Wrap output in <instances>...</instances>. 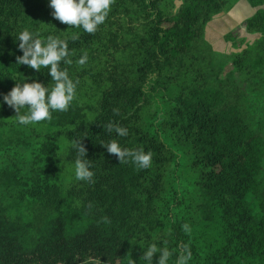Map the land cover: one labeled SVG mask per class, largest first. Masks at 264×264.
Wrapping results in <instances>:
<instances>
[{"label": "trees", "instance_id": "obj_1", "mask_svg": "<svg viewBox=\"0 0 264 264\" xmlns=\"http://www.w3.org/2000/svg\"><path fill=\"white\" fill-rule=\"evenodd\" d=\"M246 1L254 11L244 20L245 35H225L237 51L224 71L205 31L229 0H114L94 34L55 19L50 0H0V102L17 82L53 83L47 68L16 64L23 55L16 36L24 29L67 40L73 63L61 68L79 81L69 110L41 121L59 126L63 156L44 140L27 143L30 157L0 173V264H147L144 250L164 241L168 264H175L181 240L192 251L188 264H264V132L238 83L239 76L264 82V0ZM170 86L176 89L162 100L163 116L145 120L153 97ZM0 112L16 114L6 103ZM110 121L128 135L105 131ZM161 129L188 147L195 176L185 193L174 183V176L182 181L180 162ZM82 138L94 182L73 178L63 186L57 176L65 160L75 163L73 142ZM111 139L150 151L151 167L120 163L101 144Z\"/></svg>", "mask_w": 264, "mask_h": 264}, {"label": "clouds", "instance_id": "obj_2", "mask_svg": "<svg viewBox=\"0 0 264 264\" xmlns=\"http://www.w3.org/2000/svg\"><path fill=\"white\" fill-rule=\"evenodd\" d=\"M114 0H50V8L55 19L69 28H82L89 34H94L98 26L103 24L111 10ZM18 47L23 55L17 56L16 64L27 65L34 70L47 68L53 81L51 87L46 86L40 81L23 83L17 82L15 86L3 96V102L15 110V118L21 125L35 124L45 120L52 119L53 112H66L76 97V89L79 81H73L70 78L67 68H61V63L71 65L73 60L70 58L68 42L58 36L47 35L41 38L40 33H33L24 29L17 36ZM72 40L79 39L78 33H73ZM88 53L76 61L80 66L87 63ZM150 81L144 85L147 91ZM22 109L26 111L22 112ZM118 114L119 110L114 109ZM108 133L115 132L120 137L128 135L127 128L119 123L110 121L103 124ZM82 139L75 140L73 147L76 149L77 158L75 160V178L79 181L94 182V172L91 171V161L86 159L88 149L82 143ZM107 152L118 157L120 163H132L137 169H147L151 167L152 153L146 152L140 148H122L116 139L102 142ZM107 222V218H104ZM186 234L191 233V227L188 223L182 225ZM163 242V246H158L153 242L144 250L140 259L153 264L155 254L159 253L155 264H168L172 253ZM192 259L190 245L181 243L178 247V256L175 264H188ZM128 264H136L134 259L129 260Z\"/></svg>", "mask_w": 264, "mask_h": 264}, {"label": "rangeland", "instance_id": "obj_3", "mask_svg": "<svg viewBox=\"0 0 264 264\" xmlns=\"http://www.w3.org/2000/svg\"><path fill=\"white\" fill-rule=\"evenodd\" d=\"M180 2L181 0H176L177 5H179ZM228 7V10L214 16L212 20L208 22L205 31V40L210 45L211 49L217 52L218 58L221 60L224 67V71L229 69L230 55L237 51L235 45L232 43L234 41L230 40L227 42L224 39L225 35L228 32L245 35L244 20L254 11L246 0H229ZM248 38L251 44L250 48L257 51V41H251L254 38L252 36H248ZM239 77L240 81H238V83L247 91V97L244 103L250 106L254 114L253 118L256 121H261L259 123L260 131L264 132V82L255 83L257 78H253L254 82L252 83H250V80L243 82V76ZM255 85L258 86V88L252 90V87ZM175 89V86H170L168 89L161 90L153 97L151 105L144 110L145 120L150 122L154 117L157 119V122L160 120L166 106L165 101L162 100L166 99ZM157 122L154 123L155 126ZM149 127L155 128L152 124H150ZM58 129L59 126L41 122L21 125L14 116L0 112V173L3 167L8 165L11 161L24 160L30 157V148L33 145L29 146V143L32 144L44 140L50 144L56 145L58 156H63L66 151L67 141L61 133H58ZM160 137L165 141L166 145L180 162L179 170L182 181L174 176L177 179L174 183L179 192L185 193L188 189L187 183L190 184V188L194 185L193 180L195 176V171H193L190 165L188 147L178 144L169 130L161 129ZM172 171V174L175 175L176 170L173 168ZM73 178H75V163L65 160L57 179L63 186H67L69 181ZM173 204V208L176 210L178 205L176 202H173ZM173 215H175V212ZM171 230L175 233L176 237L182 238L175 230L172 228ZM181 243H184L183 240H181Z\"/></svg>", "mask_w": 264, "mask_h": 264}]
</instances>
